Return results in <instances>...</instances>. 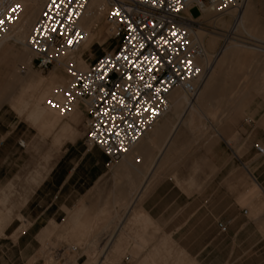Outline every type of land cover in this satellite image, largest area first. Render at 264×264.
I'll return each instance as SVG.
<instances>
[{
    "label": "crops",
    "instance_id": "1",
    "mask_svg": "<svg viewBox=\"0 0 264 264\" xmlns=\"http://www.w3.org/2000/svg\"><path fill=\"white\" fill-rule=\"evenodd\" d=\"M225 32L221 37L224 40L233 36L232 31ZM228 54L229 50L225 53V63ZM225 63L197 95L194 105L197 112L201 104L212 100ZM57 71L53 69L51 74L59 75ZM26 74L23 73L25 79ZM243 87L247 88V84ZM4 107H0V196L14 187L18 192L19 164L27 163L24 158L28 159L32 153L28 147L33 143L28 129L10 128ZM16 107L18 111L22 109L17 102ZM183 109L181 115L168 114L173 119L167 118L168 115L161 119L132 153L116 162H110L97 148L85 147L86 116L81 108L69 117L74 114L75 122L81 114L83 135L77 137V131L69 124L55 129L58 130L55 141L60 145L54 153L52 132L48 129L51 121H41L47 133L38 142L45 157V172L26 204L21 200L25 204L21 216L28 226L16 243L12 242L11 249L18 253L30 250L31 242L21 250L24 236L33 239L32 234L67 220L76 225L67 241L77 247L71 248L76 252L84 249L85 255L93 253V249H102L97 264H103L101 258L111 257L115 250L126 251L120 264H239L236 250L264 249V156L257 155L253 148L254 144L264 147L258 118L262 111L253 118L257 120L256 128L245 139L246 149L240 157L232 153L229 157L225 145L211 148L206 155L195 144L191 158L194 163L171 168L167 164L173 159L180 126L196 133L203 131L200 119L203 114H190L186 106ZM240 129L242 137L249 131L244 122ZM21 142L23 147L19 145ZM177 159L184 162L186 158ZM18 199L12 196L10 200ZM7 200L0 197V228L11 210L21 207L12 204L8 209ZM16 222L20 224L14 219L3 232L11 229L9 234H13L20 228L14 227ZM50 232L49 228L43 230V234ZM91 232L105 236L99 237L96 245L83 246L81 242L92 241ZM0 264L4 263L0 260ZM11 264L20 263L11 261Z\"/></svg>",
    "mask_w": 264,
    "mask_h": 264
},
{
    "label": "built area",
    "instance_id": "2",
    "mask_svg": "<svg viewBox=\"0 0 264 264\" xmlns=\"http://www.w3.org/2000/svg\"><path fill=\"white\" fill-rule=\"evenodd\" d=\"M90 1H45L26 39L33 69L44 72L81 48L86 34L80 21ZM246 1L105 0V22L116 46L84 71L74 62L66 64L67 84L60 100L50 97L47 105L63 119L81 108L86 116L85 147L99 149L110 162L121 160L167 114L174 89L190 96L197 93L202 72L195 60L202 52L190 33L201 29L203 11L225 15ZM194 8L199 12L195 17L190 13ZM22 14L16 1L0 4V42ZM256 121L244 120L249 133ZM260 121L264 137V112ZM253 148L264 156V147Z\"/></svg>",
    "mask_w": 264,
    "mask_h": 264
},
{
    "label": "rangeland",
    "instance_id": "3",
    "mask_svg": "<svg viewBox=\"0 0 264 264\" xmlns=\"http://www.w3.org/2000/svg\"><path fill=\"white\" fill-rule=\"evenodd\" d=\"M10 1H16L23 7V14L19 21L9 31L13 34L23 23L31 21L33 9L27 6L28 0ZM45 1L41 0L42 6ZM251 5L252 10L246 20L245 30L244 32L238 31L237 39L231 40L234 41L233 43H226L223 39L224 37H213L217 33L226 34L225 31H230L233 27L232 18L227 14L220 15L221 17L211 14L200 22V31L204 33V43L212 55L217 54L219 49L224 46H228L230 49L222 75L217 79L218 86L214 91L212 100L201 104V109L197 112L203 114L200 117L203 131L196 133L195 130H187L184 125L180 126L177 132L179 138L174 147L175 151L172 153L173 159L167 164L171 168H179L181 164L182 166L193 164L194 162L191 158L195 144H199L206 155L211 152V148L219 145L227 146L229 157L232 156L231 153L240 157L246 149L245 139L249 135V131L242 137L241 123L245 119H253L254 116L262 111L258 117L260 118L264 112V88H260L264 87V0H252ZM39 12L29 26V30L37 19ZM190 13L193 17L199 14L195 8ZM104 14L100 16L97 25H95L93 33L96 36V41L92 48L83 55L85 68L81 71L86 70L89 63H92L104 52L112 50L117 44L110 37ZM218 17L220 19L216 20ZM6 46H8V52L4 58L3 65H0V107L5 105L3 111L7 113L5 120L10 124V128L15 129V131L28 129L31 132V137H33V143L28 147L32 153L28 159L24 158L27 163L25 165L22 162L19 164L21 169L18 192L15 190L17 187H14L10 188L6 195L0 196L8 198L6 201L8 209L11 208L12 204H21V207L11 210L10 216L5 218L0 228V260L4 264H11V261L13 263L19 261L20 264H97V257L100 251L102 254V249H93V253L85 255L84 249L76 252V249L71 248L73 246L77 247L75 243L72 244L67 241L69 235L72 234V230H75L76 225H71L68 220L59 226L52 225L43 228V230L50 229L51 232L48 234H43L42 230L37 235L32 234L33 239L27 235L24 236L20 244L21 250L24 244L31 242L30 250L18 253L17 250L11 249L12 242L16 243L18 236H21L28 226V223L21 216V210L32 190L42 180L45 172V157L39 151L38 142L43 140L47 133L45 129H42L41 121L50 120L55 125L50 134L53 153L60 145L55 141V136L58 132L55 129L69 124L77 131V137H81L84 130L82 129L80 113L79 119L75 122L74 114L67 119H63L55 114L57 110L54 107L53 111H45V114L39 116L38 119L32 117L33 113L37 112V107L40 109L45 107V102H40L39 98L45 95L46 92L49 93V97L45 101L53 97L60 84H62V88L66 86L67 77L65 72L58 66L49 68L44 72L33 69L31 67L33 55L30 51H27V79H25L19 67L22 53L25 51L24 47L14 41L7 42ZM53 69H57L60 74L54 77L51 74ZM40 80H44V82L40 83ZM244 83L247 84V88L243 87ZM16 102L23 112L19 113ZM169 114L176 115L174 111H170ZM211 115H214V117ZM167 118L173 119V116L168 115ZM64 129L68 128L64 127ZM23 142L25 146L28 145L27 142ZM179 157L186 159L184 162H179L177 159ZM48 159L49 154L46 156V160ZM12 196L19 197L18 201L10 200ZM22 199L25 200L24 205L21 202ZM14 219L20 221V224L16 222L14 227L20 226V228L13 234H9L11 229L8 233H4L5 227ZM89 234L92 237V241L81 242L83 246L88 244L96 245L100 241L99 237L105 236L93 232ZM120 237H123V235H120ZM127 240L129 241L130 239ZM107 241L108 239H106ZM110 251L112 252V250ZM113 253H110L111 257L109 255L107 259L101 258L103 264H120L126 257L125 250H115ZM234 253L239 258L237 259L238 262L241 260L239 264H264V249L259 251L236 250Z\"/></svg>",
    "mask_w": 264,
    "mask_h": 264
},
{
    "label": "bare ground",
    "instance_id": "4",
    "mask_svg": "<svg viewBox=\"0 0 264 264\" xmlns=\"http://www.w3.org/2000/svg\"><path fill=\"white\" fill-rule=\"evenodd\" d=\"M3 1H5V0H0V4ZM8 1H10V0H8ZM251 4H252V0H247L246 3L244 5H242L241 7L233 9V10L229 11L228 13H226L229 17L232 18V23H233V27L230 30V31H232L233 36L227 38L225 40L226 43H228V42L233 43L234 41H231V40L237 39L236 36H238V34H237L238 31L244 32L246 20H247L249 14H251V6H252ZM27 6L33 9L31 21H27V22L23 23L20 27L17 28L16 32L13 34L8 32L6 34V36L0 42V64L3 63V60H4V58L8 52V49H7L8 46H6L7 42L14 41L18 44H21L24 47L25 51H23V53H22V57L20 59L21 65L19 66L21 72L24 74L27 73L26 59H27V53L29 52V49L26 46V40L24 42V39L27 36L29 26L31 25V23L33 22V19L35 18V16L37 15L39 10L41 9L42 3H41V0H28ZM105 10H106L105 0H91L88 3L86 10L84 12V15L80 21V27L84 30V32L86 34V39H85L83 45L81 46V48L76 53H74L72 55H66V56L60 58L58 63L55 66H58L59 68L62 69V71H64L66 64H68L70 62H74L76 68L79 71L84 69L83 68L84 67L83 66L84 65L83 55L92 48V46L94 45V43L96 41V36L94 35L93 31H94L95 25H97V22L99 21L100 16L105 13ZM211 14H213V12H211V10L209 8H206L203 11V15L201 17V20H203L206 16H209ZM217 16H220V15H217ZM220 17H218V19H216V20H219ZM216 20H214V21H216ZM200 30L201 29L193 30L190 33L193 43L202 52L201 55L195 60L196 65L201 69V72H202L200 81L196 85V86H198L197 93L194 96H190V95L186 94L180 88L174 89L169 95V110L164 117H166L170 113V111H174L177 116L181 115L184 112V109H183L184 106H186V109H189L188 112H190V114L197 113V110L194 107V105H196L197 99L199 97L197 95L199 94V92L203 88V86L206 83H208V81L213 80L218 75L220 67L225 63V53L230 48L228 46H224L221 49H219L218 53L216 52L217 54L212 55L209 52L208 48L204 44V33ZM222 36H223V33L222 34L217 33L213 37L221 38ZM54 77H55V75H54ZM42 82H44V80H40V83H42ZM58 87L59 88L56 90L55 95L53 97L60 100L61 96H60L59 92L62 89V84H60ZM47 97H49L48 92H46L45 95H43L39 98L40 102L41 101L45 102V107L41 108V109L39 107H37V112H34L32 117H35L38 119L39 116L45 114V111H53V107L48 106L46 101H45ZM193 99L196 101H194ZM21 111L22 110H20L19 112L21 113ZM55 114L57 116H61L58 113V111H55ZM54 126L55 125L51 123L48 126V129L51 131Z\"/></svg>",
    "mask_w": 264,
    "mask_h": 264
}]
</instances>
